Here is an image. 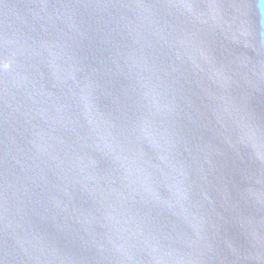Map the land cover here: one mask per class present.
I'll use <instances>...</instances> for the list:
<instances>
[{
    "label": "water",
    "instance_id": "95a60500",
    "mask_svg": "<svg viewBox=\"0 0 264 264\" xmlns=\"http://www.w3.org/2000/svg\"><path fill=\"white\" fill-rule=\"evenodd\" d=\"M261 0H0V264H264Z\"/></svg>",
    "mask_w": 264,
    "mask_h": 264
},
{
    "label": "clouds",
    "instance_id": "9594fccd",
    "mask_svg": "<svg viewBox=\"0 0 264 264\" xmlns=\"http://www.w3.org/2000/svg\"><path fill=\"white\" fill-rule=\"evenodd\" d=\"M261 3H262V5H264V0H261ZM262 10H264V9H262Z\"/></svg>",
    "mask_w": 264,
    "mask_h": 264
}]
</instances>
